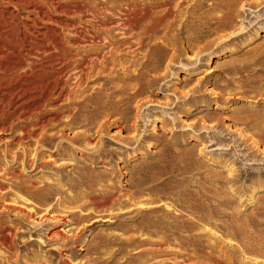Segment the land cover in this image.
Instances as JSON below:
<instances>
[{
    "label": "rangeland",
    "instance_id": "1",
    "mask_svg": "<svg viewBox=\"0 0 264 264\" xmlns=\"http://www.w3.org/2000/svg\"><path fill=\"white\" fill-rule=\"evenodd\" d=\"M128 1L151 5L152 13L164 7L150 0H0L8 24L0 35L9 31L8 42L24 52L22 39L56 31L57 41L68 45L74 29L100 34L105 27L99 48L124 50L120 18L132 7ZM175 1L183 11L195 2H166ZM199 1L201 12L208 8L225 24L172 61L169 44V54L149 72L155 77L144 78L137 94L116 107L103 98L71 121L75 109L62 97L42 103L28 93L1 96L24 68L0 74V264H203L218 250L233 264H264L263 247L245 242L244 250L239 236L228 234L234 223H255L254 235L264 234V142L252 143L264 141V133L253 134L256 128L240 120L264 119V0ZM164 32L152 42L168 43L160 42ZM177 44L183 47L182 39ZM71 73L62 79L67 89ZM122 73L117 66L112 75ZM94 76L88 74L81 95L70 90V97L97 87ZM121 82L134 91L132 81ZM31 113L34 121L26 120ZM158 204L159 211L138 212ZM167 213L194 223L180 226L176 241L142 227L148 218L170 219ZM190 233L199 236L192 240Z\"/></svg>",
    "mask_w": 264,
    "mask_h": 264
},
{
    "label": "bare ground",
    "instance_id": "2",
    "mask_svg": "<svg viewBox=\"0 0 264 264\" xmlns=\"http://www.w3.org/2000/svg\"><path fill=\"white\" fill-rule=\"evenodd\" d=\"M166 1L167 0H150L149 4H158L164 2V7L157 13H152L151 10H149L151 5L145 4L144 6L138 8L135 2H127V4L130 5L132 3V7H126L125 9L127 10L121 12V14L125 17L120 18L123 20V22L120 24L123 25L124 29H126V31H123L122 33V38L125 40L120 42L123 43L124 50H118L116 46H113L111 49L104 52L103 49L99 48V42H97L98 38L101 36V34L104 35V39L108 35V31H105V27H103L104 22L95 24L98 27H103L101 28L103 32L100 34L94 31L91 32L89 29L85 28L82 30L74 29L72 34L73 38L68 41V45L63 44L61 41H57V39L60 38H58L59 34L55 33L56 31L43 33L41 38L28 43H25V40L22 39V43L25 44L24 52L21 51L20 46L12 43L13 41H11V38L8 42L9 31L2 36L0 35V40L3 38L2 43L0 42V74L6 73L9 70L16 71L20 68H24L21 72L12 75V77L17 76L18 84L12 88L6 87L8 90L3 92L1 96L9 95L10 97H17L28 93V95H32L34 99H37L42 103L52 99V96L58 98L62 97L63 101L67 100V107L69 109H75L72 114H68L71 117V121H74L75 116H77L81 109L85 105H88V103H90L89 105L97 106L99 105L100 100L105 98L104 102L102 103L106 104L108 108H112L116 107L118 103L134 97L137 94L144 78L155 77L149 75V72L155 71L159 67V64L163 58L169 54L170 49L167 48L169 44L173 45V49L171 48L172 52L169 56V60L172 61L181 53V51L188 50L191 48V46H193V44L202 41L206 37H209V35L211 36V34L214 32L216 33L215 30L225 24L223 17L212 16L213 14H209L208 8L206 13L203 11L201 12V10L204 8L202 1L195 0L193 4H187L189 6L186 7L184 11L179 7L180 4L178 2L175 1L176 3H170ZM29 3L33 5V11L37 13H43L41 6L31 1H29ZM85 8L88 9V4L85 5ZM210 9H215V6ZM1 12L3 13V11L0 10V27L8 25L4 21ZM61 25L68 27L70 24L67 22L63 24L62 21ZM163 30H166V32H164L160 37V42L163 43L164 40H167L168 43L160 44L159 42H152L154 39L158 38V35H160ZM172 30H174V33L171 34L172 37L169 39V37H167V32H171ZM183 33L186 34L185 37L180 38L179 35ZM180 39H182L183 47L178 46L177 44ZM93 44L95 47L92 48ZM85 46H89L90 48L80 52L74 51V49H78L79 47L86 49ZM25 59H29L30 62L25 64ZM117 66L120 69L122 68V70L124 69V73L120 75L122 79H119L120 77H118V74L112 75V72ZM128 68L132 69L130 73L126 72V69ZM107 70L108 72L105 74V71ZM67 72L71 73V75L68 76V79L70 76L74 75V79L72 78L74 81L71 83V89L66 88L68 80H62ZM90 73H94L95 76L93 77L92 82L93 85L94 83L97 84V87L93 88L90 93H85L82 98L78 99L76 96L81 95V93L84 91L82 85L85 83V88L87 89L89 87V84L86 80L88 79V74L90 75ZM124 78L132 81V84L129 87H131V89L134 91L131 93H127L125 85L123 82H121ZM119 82L122 84H119ZM135 86L138 87L136 88ZM70 90L79 92V94L70 97ZM18 107L23 109L22 104H20ZM26 120L34 121L32 118V113L27 116ZM240 120L244 126H246L245 128H247L249 124L250 128H256L253 134L259 136L260 134L264 133V119L257 123L249 122L247 117L240 118ZM35 121L42 122L41 119H36ZM258 139L252 138V143H254L255 146H260L264 142L261 139ZM46 140L50 141L49 138H46ZM160 209L161 208L158 204L151 206L144 211L138 212H142L144 215H149L150 213H154ZM199 213L200 212H196V214L193 213V215L200 216ZM167 214L171 220H149V216L146 217L148 220L145 219L142 222L143 229H150V227L152 229L153 227V229L157 230L154 231V233H151L153 231L150 230L151 234H155L157 236L161 234L158 236V238L161 236L167 241H176L177 238L174 236L178 234L180 226L188 230L194 224L192 221L180 222L179 215L175 216L171 213ZM223 216L232 215L225 213ZM228 228L230 229V233H228L229 235L232 237L239 236V239L241 240V247L244 248V250L246 246L245 244L247 242L250 245L258 244L261 246L260 248H264V234L259 236L260 232L258 231L257 236L254 235L256 229L255 223H234ZM162 235H164V237ZM198 236V234L190 233L189 239L192 238V240H194L198 238ZM260 248L258 250H260ZM216 252H218V254L209 252L210 254L204 256V259L202 261L200 260V263L233 264V261H230V257L224 256L219 250Z\"/></svg>",
    "mask_w": 264,
    "mask_h": 264
}]
</instances>
